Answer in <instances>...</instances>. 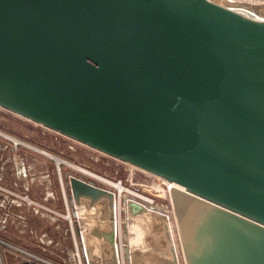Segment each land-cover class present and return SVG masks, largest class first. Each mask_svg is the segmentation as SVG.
<instances>
[{
	"label": "water",
	"instance_id": "1",
	"mask_svg": "<svg viewBox=\"0 0 264 264\" xmlns=\"http://www.w3.org/2000/svg\"><path fill=\"white\" fill-rule=\"evenodd\" d=\"M0 107L180 185L185 264H264V20L212 0H0Z\"/></svg>",
	"mask_w": 264,
	"mask_h": 264
},
{
	"label": "rangeland",
	"instance_id": "2",
	"mask_svg": "<svg viewBox=\"0 0 264 264\" xmlns=\"http://www.w3.org/2000/svg\"><path fill=\"white\" fill-rule=\"evenodd\" d=\"M237 3L258 12L264 9V0H238ZM69 175L96 182L115 190L116 196L119 194L118 237L122 246L128 242L129 250L136 251L140 247L149 252L153 250L157 256L165 253L166 264H173L167 254L169 240L164 231V220L169 222L175 258L178 264H185L165 179L0 107L2 264L29 258L56 264H77L76 251L81 253L82 241L87 254L89 250L100 249L94 251L93 264H109V256L113 252L105 242L107 240L94 238L96 232L100 235L106 227L103 224L109 217L108 197L101 198L97 208L92 204L98 199L73 197L69 189ZM99 175L111 184L94 179ZM116 182L122 185L121 191L113 186ZM132 201L145 203L159 213L150 210L142 212V206L138 209L129 204ZM80 229L84 233L82 241L77 235ZM73 233L76 234L75 240ZM123 263L136 262L124 260ZM82 264H85L84 261Z\"/></svg>",
	"mask_w": 264,
	"mask_h": 264
},
{
	"label": "bare ground",
	"instance_id": "3",
	"mask_svg": "<svg viewBox=\"0 0 264 264\" xmlns=\"http://www.w3.org/2000/svg\"><path fill=\"white\" fill-rule=\"evenodd\" d=\"M15 141L17 142L18 140H16L15 139ZM56 158V157H55ZM57 159V161L58 162H60L59 160L60 159H58V158H56ZM87 172V171H86ZM85 172V173H86ZM88 173V172H87ZM89 174V173H88ZM98 175V174H97ZM100 176V175H99ZM94 178V177H93ZM102 178H104V177H102V176H100V177H98V178H94V179H96V180H100V181H104V182H107V183H110V182H108V181H106L105 179L106 178H104V179H102ZM163 178V177H162ZM163 179H165V178H163ZM166 180V184L168 185L167 186V188L169 187V188H171V187H174V188H182L180 185H178V184H176V183H174L173 181H170V180H167V179H165ZM164 180V181H165ZM111 184V183H110ZM114 185L113 186H117V189L119 190V191H121L122 189H123V187H122V185H119L120 183H113ZM107 190H109V188L107 189ZM110 191V190H109ZM127 191H129L128 189H127ZM131 192V191H130ZM116 192H115V190H114V194H115ZM127 194V193H126ZM135 195V194H134ZM108 197V195L107 194H104V195H102V196H100V197H98L97 199V201L96 202H93V204H92V207H96L97 206V203H99V200L102 198H104V197ZM119 196V194L117 193V196L115 195V199H113L112 200V197H108V200H109V217L107 218V219H105V224H103V225H106V227H105V229H102V233H100V236L99 237H102L103 239H105V237H104V235H103V233L105 232V231H108L109 229L110 230H113V229H115V227H116V234H118V231H117V229L120 227V223H119V221H118V216H117V201H116V199H117V197ZM106 197V198H107ZM89 200H91L90 198H88ZM101 202V201H100ZM103 202V201H102ZM140 205H142V207L143 208H140V210H142V212H144L145 210H150V211H153V212H156V213H159V211H157V210H155L154 208H150L147 204H143V203H140V202H138ZM83 207L85 208V206L83 205ZM97 208V207H96ZM113 209H114V211L115 212H113ZM77 214V213H76ZM165 215V217H166V214H164ZM89 219V218H88ZM160 221V220H159ZM104 222V221H103ZM173 222H175L174 221V219H173ZM101 223V222H100ZM142 224V223H141ZM101 225V224H100ZM102 225V226H103ZM175 225V224H174ZM163 226L165 227V230L164 231H166V238H167V240H169V249H168V251H167V253L169 254L168 255V257H169V260L170 261H172V263L173 264H178V261L176 260V258H175V256H176V253L174 252V249H173V247H174V244H173V241H172V236H171V234H170V226H169V222H167V221H164L163 220ZM137 229V228H136ZM139 230V229H138ZM176 230V229H175ZM83 231V230H82ZM83 234V233H82ZM109 243V242H108ZM111 248H112V257H113V263L114 264H121V258H120V251H123V247H122V245H121V241H118L117 240V235H116V240H115V245L113 246V245H111ZM173 250V251H172ZM86 254H87V250H86ZM121 257H122V254H121ZM123 258V257H122ZM87 262H88V264H91L90 263V258H89V256H88V254H87Z\"/></svg>",
	"mask_w": 264,
	"mask_h": 264
},
{
	"label": "built area",
	"instance_id": "4",
	"mask_svg": "<svg viewBox=\"0 0 264 264\" xmlns=\"http://www.w3.org/2000/svg\"><path fill=\"white\" fill-rule=\"evenodd\" d=\"M238 0H217V3L222 4L228 8L234 9L250 18L253 19H258V20H264V9L262 11H255L249 7H246L244 5L238 4L237 3ZM244 11V12H243ZM98 181V180H97ZM100 181V180H99ZM103 182V181H102ZM115 182V181H114ZM119 182V181H117ZM95 185L102 187L104 189H108L105 186H102L100 184H97L96 182H94ZM112 193V200L115 199V194H114V190L109 189ZM116 201H118V212H119V196L117 197ZM113 212L114 209H113ZM83 229L77 230V235L78 237L81 239H84V233L82 231ZM114 230V234H115V240H116V235H117V240H119L118 234H116V227ZM120 228L117 229V231L119 232ZM83 233V234H82ZM75 233L72 234L73 239L75 240ZM0 242H4L2 239H0ZM81 253H82V259H81ZM81 253L79 254L78 250L76 251V256H77V264H82V262L84 261L85 264H88L87 262V254H86V248H85V244L82 241L81 244ZM2 257H1V252H0V263L2 264ZM12 264H56L50 261H45V260H40L38 258H29L26 259L24 261H19V262H13Z\"/></svg>",
	"mask_w": 264,
	"mask_h": 264
},
{
	"label": "crops",
	"instance_id": "5",
	"mask_svg": "<svg viewBox=\"0 0 264 264\" xmlns=\"http://www.w3.org/2000/svg\"><path fill=\"white\" fill-rule=\"evenodd\" d=\"M95 237L98 240L102 239V237H99L98 235L94 236V238ZM105 242L108 243L107 241H105ZM127 243H126V245L124 244V246H122L124 248V251H120V253H119L120 254V258H121V264H124L123 263L124 260H127V262H128V260H129V262H134V260H135V262H136L135 264H166V259H165L166 255H165V253L163 255L161 254V256L160 255L157 256V255H154L153 250H151V252H149L146 248H140V247L136 251L132 250L131 248L129 250L127 248ZM130 243H131V241H130ZM143 243L146 245V242H143ZM108 245L110 246V251H112L111 245L109 243H108ZM131 245H133V241H132ZM99 250L100 249H98V250L94 249V250H89L88 251V256L90 258V261H91L92 257L94 256L93 255L94 251L97 252ZM121 254L123 255V258L121 257ZM91 263L93 264L92 261H91ZM109 264H114L113 263V257H112L111 254L109 256Z\"/></svg>",
	"mask_w": 264,
	"mask_h": 264
}]
</instances>
